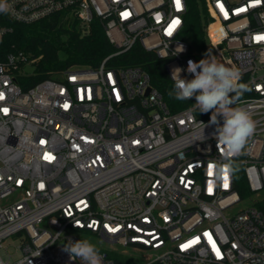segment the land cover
I'll return each instance as SVG.
<instances>
[{
    "label": "built area",
    "instance_id": "2783aa9c",
    "mask_svg": "<svg viewBox=\"0 0 264 264\" xmlns=\"http://www.w3.org/2000/svg\"><path fill=\"white\" fill-rule=\"evenodd\" d=\"M3 2L0 39L10 22L61 15L86 32L100 23L117 51L27 90L25 68L41 57L0 58V264H81L64 245L87 236L145 254L141 264H264V0H206V55L239 69L249 90L234 106L256 123L226 187L209 174V161L221 159L211 112L194 110V98L167 100L141 66L112 64L140 45L171 88L176 68L192 79L188 61L203 58L182 38L187 0ZM16 236L18 255L5 259L3 242ZM96 247L103 264H140Z\"/></svg>",
    "mask_w": 264,
    "mask_h": 264
},
{
    "label": "trees",
    "instance_id": "16d2710c",
    "mask_svg": "<svg viewBox=\"0 0 264 264\" xmlns=\"http://www.w3.org/2000/svg\"><path fill=\"white\" fill-rule=\"evenodd\" d=\"M187 5L182 38L192 45L199 58H204L205 26L208 23L206 0H187ZM10 25L14 29L13 32L0 39V58L11 52H23L30 58L41 57L36 64V72L27 78H21L20 83L25 90L71 67H98L106 57L117 51L98 22L93 23L88 32L77 20H65L61 15H53L32 24L10 22ZM112 64L121 67H143L159 89L167 92V100L175 99L168 94L173 87L171 88L160 63L140 45H136L129 53L114 57ZM244 183L242 180L237 186L241 197L246 194ZM259 208L264 213V200L259 204Z\"/></svg>",
    "mask_w": 264,
    "mask_h": 264
},
{
    "label": "clouds",
    "instance_id": "9594fccd",
    "mask_svg": "<svg viewBox=\"0 0 264 264\" xmlns=\"http://www.w3.org/2000/svg\"><path fill=\"white\" fill-rule=\"evenodd\" d=\"M6 10V4L0 0V11ZM181 71L180 68L173 70L174 87L169 96L180 101L194 98V110L211 112L210 123L217 125L215 139L221 159L209 161L208 166L214 170L217 179L224 178L225 171L227 175L234 174L239 170L236 158L244 153L256 129L251 113L242 106H234L249 90L240 82L241 72L217 61L210 52L199 62L188 61L187 71L193 74L192 79L181 78ZM218 117H222V124ZM64 250L71 260L78 258L81 264H103L99 249L87 239L68 240Z\"/></svg>",
    "mask_w": 264,
    "mask_h": 264
},
{
    "label": "rangeland",
    "instance_id": "374dc122",
    "mask_svg": "<svg viewBox=\"0 0 264 264\" xmlns=\"http://www.w3.org/2000/svg\"><path fill=\"white\" fill-rule=\"evenodd\" d=\"M36 69H37V67L35 64H29L26 66L25 72L29 75H33L36 72ZM244 205H245V203L240 205L239 207H244ZM87 237L91 243H93L96 246H103L106 250H110L112 247H114V248H118L121 252H125V254H123V259H124V261H126L128 263L139 262L141 264L145 259V256H146L145 254H141V252H140V254L135 253L128 247H120L118 245L112 246L110 244L105 243L104 241H99L95 237H90V236H87ZM22 239H23V237H19V236L6 239L3 242L2 249H1L2 256L5 259L9 255L17 256L18 255V248L21 245Z\"/></svg>",
    "mask_w": 264,
    "mask_h": 264
},
{
    "label": "snow or ice",
    "instance_id": "6c2138e0",
    "mask_svg": "<svg viewBox=\"0 0 264 264\" xmlns=\"http://www.w3.org/2000/svg\"><path fill=\"white\" fill-rule=\"evenodd\" d=\"M176 2V6L177 8L180 7V0H175ZM179 24V20H173L172 21V26H175V25H178ZM169 32H171V26H170V29H169ZM261 38H264V37H257V39H261ZM0 98H2V94H0ZM65 107H67V105H65ZM4 111L6 112L7 109H4ZM46 159H51L52 157L50 156H47L45 157ZM212 172V168L211 166H209V174H211ZM227 182H228V175H227V171H225V174H224V184H225V187L227 186ZM41 187H43V185H41ZM209 190H211V186L209 187ZM105 227H108V226H105ZM110 231H115L116 229H109ZM188 245H185L184 247H187ZM213 247H215V245H213ZM217 255H219V253L217 252Z\"/></svg>",
    "mask_w": 264,
    "mask_h": 264
}]
</instances>
